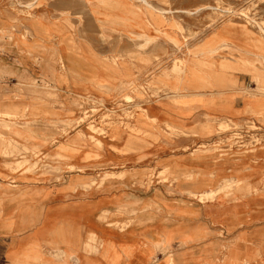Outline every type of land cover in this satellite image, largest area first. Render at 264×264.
<instances>
[{
	"label": "rangeland",
	"instance_id": "1",
	"mask_svg": "<svg viewBox=\"0 0 264 264\" xmlns=\"http://www.w3.org/2000/svg\"><path fill=\"white\" fill-rule=\"evenodd\" d=\"M191 68L225 85L188 93ZM262 81L264 0H0V164L46 190L77 183L90 202L122 196L124 213L68 210L131 264H264ZM56 199L65 212L71 199ZM146 230L172 237L150 258ZM55 244L31 258L53 264Z\"/></svg>",
	"mask_w": 264,
	"mask_h": 264
},
{
	"label": "crops",
	"instance_id": "2",
	"mask_svg": "<svg viewBox=\"0 0 264 264\" xmlns=\"http://www.w3.org/2000/svg\"><path fill=\"white\" fill-rule=\"evenodd\" d=\"M208 74L209 72L200 74L195 68H191L189 75L184 79L181 87L187 90L188 93L189 91L195 90H199V92L203 93L206 90H218L225 85V81L224 83L214 81L212 79L213 76L211 79L208 78ZM235 84L236 81L228 82L230 86H234ZM190 94H193V97L194 95L196 96L198 92ZM233 110H235V113L238 111L237 109ZM172 123L173 122H170L169 124L172 125ZM174 127L179 128L181 126L175 125ZM33 143L35 144V142ZM257 155H264V150L258 151ZM74 157L76 158L73 162L78 164L77 156L74 155ZM159 161L178 163L170 157H163ZM0 165H2L0 166V264H37L31 258L34 255L33 252L36 250L43 253L42 259L44 261H50L49 251L52 247V243L57 241L61 242V248L66 253L72 250V252L76 254L77 261L75 263L70 259H64L62 261L55 259L53 264H98L97 253H99L100 248L104 249L105 254L112 253L109 243L111 233L106 229H101L99 231L87 229L82 220L77 218L76 211L68 210V208H70L68 205L79 206L80 212L82 213L89 211L90 208L91 210H98V216L104 218L111 212L110 209H108L111 203L114 205V211L117 213H124L126 211V202L123 200L122 196L112 198L103 196L99 200H92V202H90L83 191L77 188V183L68 184L60 190H46L43 189V186L40 184L24 181L25 175L11 173L8 167H4L3 164ZM258 167V172L259 170L262 171V169H264V164ZM165 170L168 171L167 174L175 175V173H173L174 171H171V167L163 166L159 169V171ZM176 175L180 174L176 173ZM10 178L17 180V182L13 183V185L9 182L6 183L5 181ZM213 189L216 188H210L205 191L185 189V193L188 191L196 194L208 193ZM58 191H60V193H65V195L71 199V202L67 203L65 212L61 211L58 213L56 209ZM77 192H81V194L74 198V193ZM145 206L149 207L150 204L145 202ZM137 210L136 207L130 210V222L139 219L140 213H138ZM170 211L173 214L182 216L188 212L180 205L172 207ZM60 226L61 228L57 230ZM133 232L134 228L127 227L126 223L125 227L120 228L118 233L121 237H127L132 235ZM144 235L147 241V248L143 251L145 258H150L154 249L160 251L164 249L172 238L168 233H161L160 231L153 230H146ZM184 236H189V239L192 240L194 235L188 234ZM102 245L104 247H101ZM124 250H126V248ZM124 250H121L119 253L122 257L117 253H114L115 255L112 253V262L114 264H131L130 259H126ZM87 251L93 253V255H89ZM167 264H176L172 255L168 257Z\"/></svg>",
	"mask_w": 264,
	"mask_h": 264
},
{
	"label": "bare ground",
	"instance_id": "3",
	"mask_svg": "<svg viewBox=\"0 0 264 264\" xmlns=\"http://www.w3.org/2000/svg\"><path fill=\"white\" fill-rule=\"evenodd\" d=\"M150 8V7H149ZM180 69H182V66H181V68ZM176 69H174V71H175ZM163 73V72H162ZM176 73V72H175ZM173 75L172 74H166V76L165 77H167V79L166 80H164V79H161L160 81L161 82H164V81H168V82H170L171 83V81H173V79H177V78H174V76H173V79H171V77H172ZM164 77V76H163ZM262 83L264 84V81H262ZM263 90V89H262ZM253 94V93H252ZM252 101V100H251ZM264 104V103H263ZM142 114H143V116H145V118H149L148 117V114H147V110L146 109H142ZM167 126L168 127H170L171 129H175V127L174 126H172L171 124H169V123H167ZM221 185H219L218 187H216V189H213V190H210L208 193H200V194H196V193H193V192H190V191H188V192H186V194H188V195H190V196H192V197H196V198H199V199H204L205 198V195H207V194H210L211 196H214V195H216L217 193V190L219 189V187H220ZM218 188V189H217ZM216 193V194H215ZM140 221V220H139ZM200 234V231H198L197 232V235H199ZM201 235V234H200ZM179 236H177V238H178ZM58 242V241H57ZM186 241L185 240H181V243H185ZM59 243V245H57V247L55 246V248H54V250L52 251V253H50V256L54 259V261H55V259H57V260H64V259H70V260H72L73 262H75L76 263V261H77V258H76V254L75 253H73L72 252V250H69V253L67 252H65L62 248H61V242H58ZM52 244H54V245H56L55 244V242H53ZM129 244V243H128ZM134 245V244H133ZM128 254V250H124V254ZM119 255V254H118ZM120 257H122L121 255H119ZM129 256V255H128ZM143 258H145V256L143 257ZM221 263H222V261H221Z\"/></svg>",
	"mask_w": 264,
	"mask_h": 264
}]
</instances>
